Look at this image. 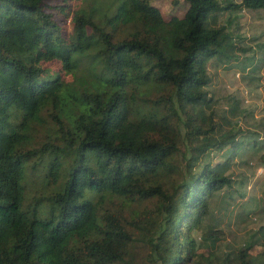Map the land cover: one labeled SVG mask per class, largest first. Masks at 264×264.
<instances>
[{
    "label": "trees",
    "instance_id": "trees-1",
    "mask_svg": "<svg viewBox=\"0 0 264 264\" xmlns=\"http://www.w3.org/2000/svg\"><path fill=\"white\" fill-rule=\"evenodd\" d=\"M47 1L0 0V264H139L138 253L149 264H264V224L232 254L197 244L192 232L229 178L218 163L190 171L208 149H237L242 132L202 113L206 63L231 46L213 15L264 9V0H183V16L167 21L148 0H116L105 19L127 25L129 37L112 40L88 8L73 13L69 41ZM53 62L59 70L51 72ZM162 87L138 98L140 88ZM47 108L62 145L31 148ZM44 153V179L66 172L42 218L36 203L23 208V179L26 163Z\"/></svg>",
    "mask_w": 264,
    "mask_h": 264
},
{
    "label": "rangeland",
    "instance_id": "rangeland-1",
    "mask_svg": "<svg viewBox=\"0 0 264 264\" xmlns=\"http://www.w3.org/2000/svg\"><path fill=\"white\" fill-rule=\"evenodd\" d=\"M115 1L51 0L46 2L45 10L55 20L59 27L58 33L65 41L73 40L75 36L71 21L73 13L79 9L86 11L88 8L93 9L92 21L108 33L112 40H119L129 37L132 30L127 25L106 21ZM148 2L157 8L165 21L172 17L181 18L187 8L183 0ZM213 18L216 25L223 28L222 33L231 46L224 50L227 57L212 58L206 63L209 82L205 90L209 101L202 113L221 128L235 125L242 132L236 135V139L240 140L237 149H208L198 164L190 168V171L197 173L204 164L218 163L225 166L224 175L229 178L228 185L208 199L207 214L201 220L199 229L192 232V235L197 244L223 256L254 241L256 229L264 224V9L223 11L214 14ZM45 67L51 72L59 70L56 62L48 63ZM59 73L65 83H70L73 79L70 73ZM161 93H164L163 87L160 92L140 88L138 98L146 96L152 99ZM48 112L49 108L43 111L42 123L34 126L31 148L45 142L62 145V141L55 139L57 130L51 118L46 115ZM56 114L63 125L70 124L69 118L63 117L59 112ZM175 127L179 137H183L181 124L177 123ZM184 142L183 140L179 146L180 154L183 151L185 153ZM180 154L176 156L177 161H181ZM47 155L48 153L33 156L25 165L23 179V208L30 210L36 203L35 208L42 218L49 210L46 198L62 185L66 172L65 169H60L59 177L53 183L44 179L41 166L47 163ZM71 159L70 153L60 157L62 167H67ZM207 230H216L219 237L205 238L203 232ZM136 260L139 264H149L144 262L139 253Z\"/></svg>",
    "mask_w": 264,
    "mask_h": 264
}]
</instances>
